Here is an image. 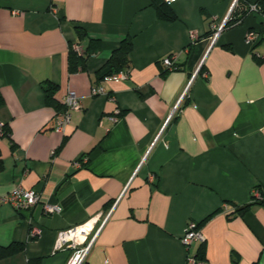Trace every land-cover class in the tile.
<instances>
[{
  "label": "crops",
  "instance_id": "crops-1",
  "mask_svg": "<svg viewBox=\"0 0 264 264\" xmlns=\"http://www.w3.org/2000/svg\"><path fill=\"white\" fill-rule=\"evenodd\" d=\"M151 1L0 0V199L20 186L61 207L44 216L42 204L0 203V247L24 245L0 264H67L73 251L54 253L57 235L97 217L84 264H185L201 248L208 264H264V205L234 214L255 189L264 201V34L245 42L262 17L212 39L213 23L258 0H175L173 22ZM87 38L100 49L70 74V46ZM126 38L127 79L98 81ZM171 56L178 70L166 72ZM47 83L59 105L68 91L81 99L63 135ZM93 85L105 95L92 97ZM189 223L205 240L185 249Z\"/></svg>",
  "mask_w": 264,
  "mask_h": 264
},
{
  "label": "built area",
  "instance_id": "built-area-1",
  "mask_svg": "<svg viewBox=\"0 0 264 264\" xmlns=\"http://www.w3.org/2000/svg\"><path fill=\"white\" fill-rule=\"evenodd\" d=\"M167 6L173 4L175 0H162ZM250 13L257 14V8L255 5H250L249 7ZM230 17V15H229ZM224 23L222 24H214L212 26V30L214 33L212 34V39L215 40L223 29ZM262 33L264 34V17H262ZM262 33H257L255 31L247 32L245 35V42L249 46H253L259 41ZM72 49L74 51L79 52L80 46L78 44H73ZM260 60H264V56H257ZM161 65L166 72L177 71L178 66L175 63V57H165L161 61ZM121 79H127L128 74L123 73L119 74ZM90 95L92 97L103 96L105 95V91L100 85H93L91 87ZM185 93L181 96V99L177 103V105L173 108L171 113L169 114L167 124L178 111V104L184 98ZM63 111L59 112L55 115L52 121V130L58 134H64L65 129L70 125L72 114L75 112H79L82 110L81 99L72 91H68L63 98L62 102ZM111 123H117V117H112L109 119ZM5 136V131L3 125H0V138ZM75 166H79L75 163ZM151 182H154L155 179L153 176L149 177ZM253 196L255 198H260V191L255 189L253 191ZM0 203L9 205L16 212H28L33 209L35 206L42 204V214L44 216L56 215L61 213V207L58 205H49L46 203H42L41 197L37 191L34 190H25L20 186L15 187L8 195L2 197L0 199ZM99 221V218L92 219L88 223L82 225L81 227H77L74 229H70L68 231L60 232L57 235V239L54 245L53 252H60L64 250L73 251L72 256L69 258L67 264H84L87 252L90 248L91 243L93 242L94 237L100 230V227L96 228V225ZM40 231L36 227H32L31 236H38ZM203 235L197 231L196 225L193 223H189L185 229V232L180 238L181 245L188 249L192 244L204 243ZM185 264H208L204 260L197 258L196 256H187Z\"/></svg>",
  "mask_w": 264,
  "mask_h": 264
},
{
  "label": "trees",
  "instance_id": "trees-1",
  "mask_svg": "<svg viewBox=\"0 0 264 264\" xmlns=\"http://www.w3.org/2000/svg\"><path fill=\"white\" fill-rule=\"evenodd\" d=\"M240 3V2H239ZM255 5L257 8V14L261 17H264V0H258L256 3L251 4ZM151 6L154 8L157 17L162 21L173 22L177 18L175 14L171 11L170 6H167L163 3L162 0H152ZM249 7L245 6L243 9L237 11L230 15L228 21L225 23L223 28L234 27L240 23L243 16L247 13H250ZM262 33V31H261ZM81 39V37H79ZM80 51H74L72 49V45L70 46L67 62H68V71L70 74L75 73L77 71H82L85 67L86 61L93 55H95L100 49V41L98 39L87 38L81 43ZM132 44L131 41L126 38L124 39L119 48L116 49L109 58V61L105 68L101 70L97 74V80L101 81L106 77L113 76L116 74H120L123 70L128 68V54L131 50ZM260 60V59H259ZM127 72V71H126ZM124 72V73H126ZM45 94V100L47 104L53 105L57 111V113L63 111V106L59 105L54 99V94L56 91V86L51 83H47L43 88ZM5 135L6 132H5ZM257 198H252V203L249 205H244L241 207H236L234 214L243 215L245 212L249 210V208L254 204H262L264 205V201L256 200ZM260 199V198H258ZM202 245V244H201ZM24 251V245L19 243H13L6 247H0V260L13 256L17 253ZM203 259L202 248L199 250V254H197V258ZM30 264V262H29Z\"/></svg>",
  "mask_w": 264,
  "mask_h": 264
}]
</instances>
